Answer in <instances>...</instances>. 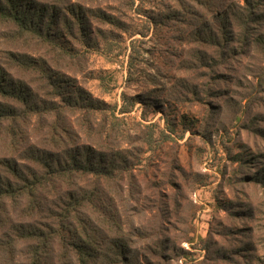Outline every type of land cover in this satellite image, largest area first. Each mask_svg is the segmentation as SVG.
I'll use <instances>...</instances> for the list:
<instances>
[{
    "label": "rangeland",
    "instance_id": "rangeland-1",
    "mask_svg": "<svg viewBox=\"0 0 264 264\" xmlns=\"http://www.w3.org/2000/svg\"><path fill=\"white\" fill-rule=\"evenodd\" d=\"M250 1L240 26L247 0H33L62 46L0 21L5 81L32 106L58 101L50 81L96 100L88 120L63 115L71 143L127 165L105 186L132 264H264V0ZM0 103L18 115L0 162L62 150L45 112Z\"/></svg>",
    "mask_w": 264,
    "mask_h": 264
},
{
    "label": "trees",
    "instance_id": "trees-1",
    "mask_svg": "<svg viewBox=\"0 0 264 264\" xmlns=\"http://www.w3.org/2000/svg\"><path fill=\"white\" fill-rule=\"evenodd\" d=\"M247 1L248 12L237 17L240 26L254 20L257 4ZM46 14V9L33 0H0V21L17 33L62 46L63 35L58 36L52 29L56 13L49 14V18ZM67 50L62 52L71 57ZM49 83L58 101L51 99L47 106H32L25 100L26 95L17 91L15 82L5 81L0 66V97L22 99L31 112H45L52 139L64 145L57 153L31 147L20 161L1 160L0 264H14L19 258L26 260L25 264H132L125 252L127 245L120 239L124 225L114 214V197L105 186L116 168L127 171V165L116 163L108 154L91 155L85 144L71 143L69 139H77V135L65 122L64 109L81 110L88 120L89 108L98 105L82 92L70 90L68 84L62 88L61 84ZM9 106L6 110L0 103V126L17 120V111ZM9 131L17 139L14 125ZM81 179L86 185L80 184Z\"/></svg>",
    "mask_w": 264,
    "mask_h": 264
}]
</instances>
